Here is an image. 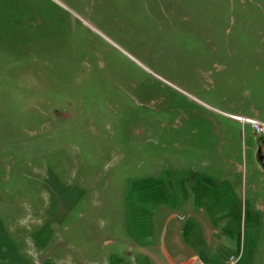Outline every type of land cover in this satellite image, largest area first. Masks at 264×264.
Returning <instances> with one entry per match:
<instances>
[{
	"label": "rangeland",
	"instance_id": "obj_1",
	"mask_svg": "<svg viewBox=\"0 0 264 264\" xmlns=\"http://www.w3.org/2000/svg\"><path fill=\"white\" fill-rule=\"evenodd\" d=\"M220 111L264 119V0H0V264L125 255L134 199L264 152Z\"/></svg>",
	"mask_w": 264,
	"mask_h": 264
},
{
	"label": "crops",
	"instance_id": "obj_2",
	"mask_svg": "<svg viewBox=\"0 0 264 264\" xmlns=\"http://www.w3.org/2000/svg\"><path fill=\"white\" fill-rule=\"evenodd\" d=\"M238 153L227 134V149L217 151L206 171L177 168L176 177L160 182L158 196L129 203L127 249L112 264L126 257L128 264H225L231 255L241 264H262L256 244L264 213L258 186L264 165L251 150L244 158Z\"/></svg>",
	"mask_w": 264,
	"mask_h": 264
},
{
	"label": "built area",
	"instance_id": "obj_3",
	"mask_svg": "<svg viewBox=\"0 0 264 264\" xmlns=\"http://www.w3.org/2000/svg\"><path fill=\"white\" fill-rule=\"evenodd\" d=\"M230 118L238 121L242 126L249 125L250 129L256 139L264 138V122L247 116L227 114ZM226 264H241L239 262V256H230Z\"/></svg>",
	"mask_w": 264,
	"mask_h": 264
},
{
	"label": "water",
	"instance_id": "obj_4",
	"mask_svg": "<svg viewBox=\"0 0 264 264\" xmlns=\"http://www.w3.org/2000/svg\"><path fill=\"white\" fill-rule=\"evenodd\" d=\"M199 101V100H198ZM200 103L204 104L203 102L199 101ZM206 105V104H204ZM258 159L259 161L263 160V155L261 154V148H258Z\"/></svg>",
	"mask_w": 264,
	"mask_h": 264
},
{
	"label": "flooded vegetation",
	"instance_id": "obj_5",
	"mask_svg": "<svg viewBox=\"0 0 264 264\" xmlns=\"http://www.w3.org/2000/svg\"><path fill=\"white\" fill-rule=\"evenodd\" d=\"M261 148V147H259ZM261 154L263 155V160L261 161V163L264 165V153H263V148H261Z\"/></svg>",
	"mask_w": 264,
	"mask_h": 264
}]
</instances>
